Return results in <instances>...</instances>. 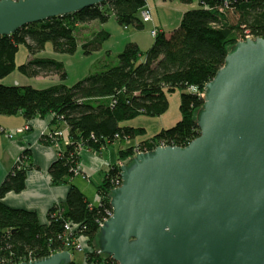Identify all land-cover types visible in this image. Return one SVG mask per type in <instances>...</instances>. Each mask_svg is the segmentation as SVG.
<instances>
[{
	"label": "trees",
	"instance_id": "16d2710c",
	"mask_svg": "<svg viewBox=\"0 0 264 264\" xmlns=\"http://www.w3.org/2000/svg\"><path fill=\"white\" fill-rule=\"evenodd\" d=\"M197 3L184 11L173 29L158 30L153 45L143 53L137 42H129L118 54L119 62L97 71L68 86L55 83L38 88L31 84L0 83V114L21 113L27 121L52 116L51 132L41 142L59 144L56 159L48 172L53 185L66 184L65 201L55 203L47 220L37 211L9 206L4 198L26 187L29 171L35 166L31 151L25 148L0 184V264H20L42 259L66 248V225L77 224L70 237H88L89 249L84 262L68 264H119L97 246L101 222L113 210L112 192L119 180L123 183L121 165L110 164L97 186L100 201L91 202L73 182L80 166L81 152L90 149L102 153L121 138L145 133L146 128L123 122L140 115L157 116L170 106L169 93L181 89V118L137 145L119 151L120 159L134 156L137 150L155 149L160 144L185 147L200 135L198 112L204 105L201 92L226 64L231 49L248 34L264 37V0H180ZM147 0H107L76 12L31 22L11 34H0V78L18 69L28 76L67 73L64 63L38 53L52 42L54 50L74 53L85 25L98 20L105 23L111 14L124 26L144 27L140 16ZM110 32L102 29L83 43L91 53L101 47ZM29 52L27 62L17 64L20 46ZM65 130L69 141L55 132ZM4 130L0 127V133ZM137 154V153H136ZM135 154V155H136ZM71 253L73 248H69Z\"/></svg>",
	"mask_w": 264,
	"mask_h": 264
},
{
	"label": "water",
	"instance_id": "95a60500",
	"mask_svg": "<svg viewBox=\"0 0 264 264\" xmlns=\"http://www.w3.org/2000/svg\"><path fill=\"white\" fill-rule=\"evenodd\" d=\"M104 1L0 0V34ZM204 92L198 137L121 165L97 237L119 264H264V37L239 41Z\"/></svg>",
	"mask_w": 264,
	"mask_h": 264
},
{
	"label": "rangeland",
	"instance_id": "374dc122",
	"mask_svg": "<svg viewBox=\"0 0 264 264\" xmlns=\"http://www.w3.org/2000/svg\"><path fill=\"white\" fill-rule=\"evenodd\" d=\"M166 3L168 6L165 7L159 6L158 3H156L157 6L153 5L152 15L159 27L164 26V30L169 31L180 23L183 12H178L177 9H174L175 2L169 0ZM146 4H148L150 7L152 6L148 2ZM152 25L153 22L150 21L144 22L143 28H139L135 25H130L126 28L120 25L116 21L115 16L111 14L107 22L102 23L97 20V22L89 25L90 27L87 31L84 29L80 32L79 45L74 53L56 52L52 42H48L45 49L38 53V56L40 57H50L62 61L64 63V70L67 73L65 78L62 79L58 73L28 76L22 73L17 67L7 76L0 78V83H18L22 85L31 84L38 88L48 87L55 83H64L68 86H71L92 73L105 70L110 66L118 64V54L124 50L129 42L138 43L141 52L143 53L142 60H144L145 52L153 45L155 40V37L151 33L153 28ZM102 29L110 32L109 38H107L102 43L99 49L94 50L91 53H86L84 51L83 43L92 39L94 33L99 32ZM28 59L29 52L26 46L21 45L16 56V62L19 65L27 62ZM181 92V89H176L175 91L169 93L170 106L163 114L157 116L140 115L130 120L124 121L123 123L125 125L146 128V132L143 134L139 133L135 137L131 138L128 137L116 139L114 143L108 146L107 151H103L104 154L110 155L114 153L115 156L117 155V157H119V151L121 149L132 145H137L140 141L153 136L162 129L175 125L181 118ZM16 131L17 129L13 130V132ZM6 136L9 137L8 135ZM132 157L124 159L125 163ZM78 180L79 182H82L81 177ZM97 182L99 181H96V183ZM85 252L86 251L83 250L72 251V259L78 262H84Z\"/></svg>",
	"mask_w": 264,
	"mask_h": 264
},
{
	"label": "crops",
	"instance_id": "0c3cea01",
	"mask_svg": "<svg viewBox=\"0 0 264 264\" xmlns=\"http://www.w3.org/2000/svg\"><path fill=\"white\" fill-rule=\"evenodd\" d=\"M167 1L169 0H147L152 5L151 7L157 6L156 3L161 7L168 6ZM170 1L175 2L174 9L183 13L197 4L195 2L185 5L180 0ZM95 22L97 20L86 24L85 31L88 30L90 24ZM151 22H153V28L164 30V26L159 27L157 25L154 17ZM51 118L52 116H47L27 121L21 113L16 115L0 114V127L4 130L3 133H0V184L25 148L30 149L31 161L35 166L27 175L25 189L19 193L9 192L3 200L12 207L37 211L43 222L47 220L48 212L55 203L65 201L69 190V186L66 184L53 185L48 172L49 166L56 159L61 148L59 144H47L40 140L43 131H51ZM27 124H30V128L24 132L18 133L12 138L6 136L9 131ZM107 150L108 148L104 151ZM113 163L122 165L125 161L117 155L115 156L114 153L109 155L104 154V152L97 153L90 149L82 150L80 158L82 172L74 175L73 182L81 188L91 202H98L97 186L102 183L109 165ZM80 177L82 182L78 180ZM96 181H99L97 182L99 184Z\"/></svg>",
	"mask_w": 264,
	"mask_h": 264
},
{
	"label": "built area",
	"instance_id": "2783aa9c",
	"mask_svg": "<svg viewBox=\"0 0 264 264\" xmlns=\"http://www.w3.org/2000/svg\"><path fill=\"white\" fill-rule=\"evenodd\" d=\"M140 16H141V18H142V20H143L144 22L152 21V20H153L152 7H150L148 4H146L145 6H143V7L141 8ZM151 33L153 34V36H156L157 33H158V29L153 28V29L151 30ZM247 36H248L249 38H251V39L254 38V37H252V36L249 35V34H248ZM247 36H246V37H247ZM246 37L243 38V39L240 40V41H245V40H246ZM205 90H206V89H205ZM200 94H201L202 97H204L205 92L203 91V92H201ZM29 128H30V124H27V125H25V126H23V127H21V128H18L16 132H13V130H12V131H9V132L7 133V135H8L10 138H12V137H14L16 134H18V133H22V132H24L26 129H29ZM46 132H51V131H43V134L46 133ZM43 134H42V135H43ZM54 134H55V135H60V136H62V137H63V140H64V142H65V144L68 143L69 138H68V136H67V132H66L65 130H60V131H58V132H55ZM42 135H41V136H42ZM160 145H161V146H166L165 144H160ZM149 151H151V149H145V150H142V151L137 150L136 153H139V152H149ZM18 158H19V157H18ZM81 172H82V167H81V165H80L77 169H75L74 173H75V175H76V174H79V173H81ZM117 185L120 186V182H119V180H117ZM98 201H100L99 196H98ZM112 214H113V210H112V211H109V212H108V217L105 218V220H107ZM103 223H104V221L101 222V226L103 225ZM77 227H78V225H77V224H73V223H68V224L66 225V239H67V240H66V248H65V250H69V251L71 252V250H70L69 248H73V250H83V251H87V250L89 249V246H88V237H87V236L81 235V236H78V237H76V238H74V237H70V236H69V234H70V233H73V231H74L75 228H77ZM99 250H100V249H99ZM100 251H101V250H100ZM71 255H72V253H71ZM30 261H34V259H30ZM28 262H29V261H28Z\"/></svg>",
	"mask_w": 264,
	"mask_h": 264
}]
</instances>
